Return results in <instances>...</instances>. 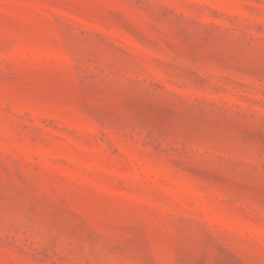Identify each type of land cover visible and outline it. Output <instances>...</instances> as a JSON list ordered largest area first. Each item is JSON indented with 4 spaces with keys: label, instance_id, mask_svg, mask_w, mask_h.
Wrapping results in <instances>:
<instances>
[{
    "label": "rangeland",
    "instance_id": "obj_1",
    "mask_svg": "<svg viewBox=\"0 0 264 264\" xmlns=\"http://www.w3.org/2000/svg\"><path fill=\"white\" fill-rule=\"evenodd\" d=\"M0 264H264V0H0Z\"/></svg>",
    "mask_w": 264,
    "mask_h": 264
}]
</instances>
